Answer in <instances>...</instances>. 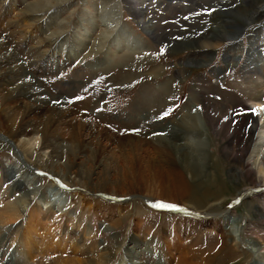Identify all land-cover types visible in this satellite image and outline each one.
<instances>
[{"label":"rangeland","instance_id":"1","mask_svg":"<svg viewBox=\"0 0 264 264\" xmlns=\"http://www.w3.org/2000/svg\"><path fill=\"white\" fill-rule=\"evenodd\" d=\"M30 1L0 0V43L15 54L29 78L30 88L54 106L66 100L77 112L76 116L89 117L97 126L112 131L119 138L133 137L141 143L138 146H123L109 142L107 138L97 141V134L82 131V147L77 150L76 156L67 151L73 162L71 171L83 167L98 185L95 188L91 186L87 192L83 190L88 193L85 202L79 196L69 200L70 204L64 209L66 213L53 226V236L40 242L43 245L50 239L62 240L64 249L52 248L43 253L37 248L28 259L17 263L12 256L20 238V230L14 227L19 220L0 223V264H71L67 262L68 258H84L91 264H115L125 248L130 246H136L137 257L142 264H158L165 237L169 240L174 238L195 255L209 256L211 264H247L249 257L248 264L264 261V252L256 253L254 249L257 247L253 243L258 237L264 240V192L250 193L233 207L237 195L252 192L258 186L236 190L243 182L232 184L228 169L236 168L240 163H230L215 148L210 153L213 165L209 166V171H215L219 182L207 191L216 194L219 204L212 206L211 201L204 198L206 192L203 190L194 193L202 205L200 207L189 205V201L184 202L186 205L147 194L150 193V182L155 179L167 182L173 177L172 166L179 163L173 149L169 150L172 154H168L156 144L157 139L163 138L166 143H181L186 130H173V122L188 111L196 113L202 102L211 111L223 110L231 127L244 124L245 131L242 129L240 137L245 139L250 137L248 123L253 121L258 127L263 125L261 117L264 118V114L252 101L256 92L261 91L260 102L264 111V23L255 20L243 23L235 10L244 8L245 0H142L145 19L154 26V35L138 25L131 5L124 0L126 4L121 18L143 46L136 50L116 51L102 62L101 54H88L87 48L71 60H66L65 54L56 52L58 40L49 36L54 26L47 29L44 23L46 17L40 21L37 19V15L40 17L41 14L25 13ZM70 2L73 5L64 11L60 19H70L73 15L70 13L75 11L78 15L80 9L90 12L102 6L101 0ZM246 9L250 11L249 7ZM72 18L70 21H73ZM235 23H241L243 27L224 39L218 37L217 28L230 31ZM99 32L97 25L92 30L91 40ZM204 40L210 43H202ZM199 98L203 101H197ZM32 101L28 99L27 104ZM1 121L0 131L4 132L7 126ZM207 134L204 130L198 133L209 139ZM25 163L14 145L0 139V189L4 192L0 210L5 208L7 201V204L14 203L26 191H32L31 186L30 190H14L12 196L9 193L15 181L7 174L9 169H15L18 164L26 166ZM28 169V172L33 171L30 167ZM23 171L26 172L25 169ZM36 175L42 180H35L39 189H44L51 182L42 172ZM109 184L115 185L118 191L131 192L126 195L129 198L127 204L120 209L118 204H109L112 209H107V201L94 196V189H97L95 192H104L111 189ZM73 191L79 193V190ZM141 196L159 204H174L199 212L231 210L227 212V220L221 218L220 222L223 227L230 225L228 228L235 230L230 239L238 241L239 249L235 250L229 244L224 251L216 253L225 239L221 237L220 229L207 227L196 231L186 224H178L179 218L196 219L184 213L158 211L153 205L148 206ZM254 209L263 219H251L250 212ZM135 221L142 222V228L136 227ZM77 222L81 229L88 224L93 231L92 238H85L81 244H76L73 235L61 232L64 225H75ZM115 222L118 225L114 229H105L106 225ZM134 238L141 241L140 244L135 245ZM144 242L156 246L158 251L150 253L141 250ZM173 260L163 263L171 264Z\"/></svg>","mask_w":264,"mask_h":264},{"label":"bare ground","instance_id":"2","mask_svg":"<svg viewBox=\"0 0 264 264\" xmlns=\"http://www.w3.org/2000/svg\"><path fill=\"white\" fill-rule=\"evenodd\" d=\"M70 1L31 0L25 7L26 14H41L40 17L37 15L38 20H43L46 17L44 23L47 29H51L54 26L53 31L49 32V36L58 40L55 51L65 54L66 60L75 58L76 54L87 48L89 49L88 54H101L103 60L101 59L100 61L102 62L116 51L124 49L136 50L143 46V43L133 36L129 25L123 22L121 18L124 15V0H101L100 4L102 6L96 7L94 11L86 12V9H78V15H76L74 10V12L71 11L72 13L70 14L73 15H70V19L73 16L75 17L72 18L73 21L63 17L60 19L64 11L73 5ZM126 1L131 5L130 9H132V14L135 16L138 25L144 31L154 35V26L145 19L144 2L142 0ZM245 4L244 8L235 10V13L243 20V23L248 24V21L253 22L254 20L264 23V0H245ZM246 7H249L250 11H247ZM32 23L34 22L32 21ZM32 23L30 22L29 24ZM97 25L100 27V32L91 40L92 30ZM242 25L241 23L233 24L234 31L217 28L216 34L220 39H224L227 36H231L232 33L238 32V29L243 27ZM202 43L207 44L210 42L204 40ZM8 88L10 90H7ZM256 93L252 103L257 105V109L264 114L263 105L260 102L262 92ZM28 99H32V103L28 102L27 104ZM197 101H203V99L199 98ZM201 106L196 113L193 112L192 114L191 111H188L179 117L177 122H173V130H186L184 140L181 143H166L167 141L163 138L157 139L156 144L164 148L168 154H172L169 150L173 149L179 163L172 166L171 172L173 177H170L167 182L164 179H155L153 182H150V187H148L150 193L148 192L147 194L172 202L179 201L183 204L189 201L191 202L189 205L200 207L202 205L194 197V193L198 190H203L206 192L203 194L204 198L210 200L212 206L219 204L220 200L216 199V194L207 191V189L211 190L219 182L214 175L215 171H209V166L213 165L209 159L213 148L218 150L219 153L221 152V155L228 159L230 163H240L236 168L228 169V177L232 184L236 185L237 181L243 182V185L240 186L241 188L238 187L236 190L241 191L248 186H258L252 192L248 191L244 194L241 193V196L237 195L233 200V207L250 193L252 194L257 191L264 192V123L260 127L253 121L251 124L248 123L250 137L245 139L240 137L242 129L243 132L245 131L244 124L231 127L229 120L226 118L227 116H224L223 110L211 111V108L203 102ZM71 107L66 100H62L60 105L54 106L50 100L39 97L37 91L35 92L34 88H30L29 78L25 70L18 63L15 54L11 50H7L4 44L0 43V120L7 126V130L4 132L0 131V139L14 145L18 156L22 157L24 162H26V166L18 164L15 169H9L8 176H10V179L15 180L9 193L11 195L14 190H30L32 186V191H26L14 203L7 204L9 202L7 201L5 208L3 206L4 209L0 210V223L9 224L10 222L13 223L15 220H19L14 227L20 230V238L12 256V260H17V263L28 259L37 248L43 253L52 248L64 249L62 240L55 241L50 239L51 241L49 240L48 243L43 245L40 242L50 235L53 236V226H56V220L66 213L64 209L69 200L75 196H79L82 202H85L88 194L86 193L87 189L95 188L98 185L93 181V176L83 167L80 166L75 171H71L73 169V162H71L67 151L76 156L77 150H80V147H82L80 143L82 131H89L92 135L97 134L95 137L98 139L97 141L107 138L109 142H116L123 146H138L141 143V141L133 137L119 138L112 131L97 126L98 124L89 117L81 114L79 117L76 116L77 112L73 111ZM262 119L264 118L261 117ZM60 125H63V127H59ZM202 129L209 134V139L198 135L199 131H203ZM168 130L166 129L165 131ZM29 159L30 162L33 161L35 164H32L33 162L30 163ZM29 167L33 171L28 172ZM24 169L27 173L23 171ZM219 169L217 172L221 170ZM37 172H42L51 179V182L44 189H39L35 185V180L37 182L39 180L42 181L38 177H35L37 176ZM70 175L74 176L71 177ZM109 185L111 189L105 190L109 192H107L108 194L105 191L95 192L97 189H94V196L107 201L105 202L108 204L105 205L107 209H112L109 204H118V208L125 206L129 200L126 195L131 192L118 191L115 185ZM33 187L36 188L33 189ZM75 189L79 190V193L77 191L74 192L73 190ZM3 194L4 192L0 189V203L4 196ZM120 195H125V197H121ZM141 199L148 206L151 204V206L153 205L152 207H156L155 209L158 211L178 212L195 217L196 221L179 218L177 223L186 224V226L188 225L187 227L191 226L196 231L206 229L207 227L220 229L221 237L226 240L223 239L221 241L219 250L216 253H219L221 250L224 251L229 244L235 250L239 249L238 241L236 239L231 241L230 239L235 230L232 227L228 228L230 225L227 228L223 227L220 222L221 218L227 220V212L230 213L231 210L220 213L199 212L174 204L170 205L175 207H161L159 205L162 204L152 201L147 196H141ZM69 216L72 217L71 214ZM250 217L257 220L262 218L261 214L255 209L250 212ZM141 223L135 221V226L142 228ZM117 225V222L108 224L105 229L112 230ZM61 232L63 235H73L76 244H81L85 238L92 236L93 231L88 224L84 225L81 229L80 223L77 222L75 225H64L61 227ZM135 238L133 239L135 245L140 244L141 241ZM253 243L257 247L254 249L256 253L264 252L263 239L259 237L255 238ZM82 246L85 247L83 244ZM155 247L154 245L145 243L144 248L141 250L150 251V253L157 252L158 250ZM160 248V260L158 264H164L163 262H168L170 259H174L171 264H211L212 262L209 256L202 255L200 257L193 254L184 245H180L179 241L174 238L169 240L168 237H165L164 244ZM136 249V246L126 247L121 259L115 264H142L138 260V249ZM250 260L249 257L246 263L248 264ZM67 262L71 264H91L84 258H68ZM256 264H264V261H256Z\"/></svg>","mask_w":264,"mask_h":264},{"label":"snow or ice","instance_id":"3","mask_svg":"<svg viewBox=\"0 0 264 264\" xmlns=\"http://www.w3.org/2000/svg\"><path fill=\"white\" fill-rule=\"evenodd\" d=\"M159 206H161V207H175V206H173V205H159Z\"/></svg>","mask_w":264,"mask_h":264}]
</instances>
